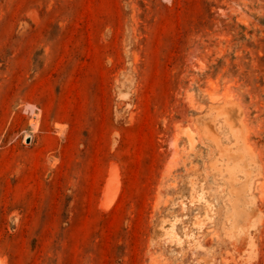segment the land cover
<instances>
[{"label": "rangeland", "instance_id": "374dc122", "mask_svg": "<svg viewBox=\"0 0 264 264\" xmlns=\"http://www.w3.org/2000/svg\"><path fill=\"white\" fill-rule=\"evenodd\" d=\"M0 264H264V0H0Z\"/></svg>", "mask_w": 264, "mask_h": 264}, {"label": "bare ground", "instance_id": "6f19581e", "mask_svg": "<svg viewBox=\"0 0 264 264\" xmlns=\"http://www.w3.org/2000/svg\"><path fill=\"white\" fill-rule=\"evenodd\" d=\"M226 112V111H225ZM225 114H227V113H220L219 114V116H218V119H220V118H222V117H225ZM217 119V120H218ZM229 119V118H228ZM228 121V120H227ZM229 124V123H228ZM241 134H243L242 132H240ZM204 134L208 137V139H211L212 137H210V135H209V131L208 130H204ZM234 137H235V142L239 145V143L240 142H242V140H243V137H244V135H243V137H241V136H238V134L236 135H234ZM213 139H211V141H212ZM217 140V139H216ZM215 141V140H214ZM194 142V139H191V141H190V144H191V146H193V143ZM213 142V141H212ZM243 143H246V139H245V141H243ZM216 144V143H215ZM217 144H219V143H217ZM247 148V147H246ZM245 148V155H248V153H250L247 149H249V148H247L246 149ZM223 166H225V170L222 172V176H227L228 178H230L231 179V176L233 177H236V178H239L238 180H240V178L241 177H245V175H244V173L241 171V170H238V169H235V167L233 168V167H231V166H229L228 164H223ZM117 170H115L114 172H116ZM116 173H118V171L116 172ZM240 173V174H239ZM118 176H116V178H117ZM115 178V181L116 182H118V180L119 179H116ZM229 180V179H228ZM231 182H232V180H230ZM119 183L120 182H118V183H116L117 185L115 186L116 188L114 189V193L115 192H117L118 191V189H119ZM229 185H230V183H229ZM112 199H110L109 200V198H108V200H106L105 202H104V206H105V208H107V207H110V206H112ZM196 204H199V206H206V215H205V219L206 220H208V221H211V223H213V217L210 215V213H212L213 212V206L212 205H210V203L208 202V200L204 197V196H198L197 197V199H195V200H193L192 201V203H191V205H196ZM187 208H188V206L186 205V207L185 206H183L182 207V209L185 211V210H187ZM214 213V212H213ZM196 219V222L193 224V227L192 228H199L200 230H202L203 229V227L205 226V224L203 223V221H201V218H200V216L199 215H197V217L195 218ZM177 222H179V221H177L176 220V222L174 221V223L172 222V227L173 228H175L176 227V225H177ZM171 228V227H170ZM173 230V229H172ZM175 230V229H174ZM173 230V231H174ZM188 230H190V228L188 227ZM176 232V231H175ZM166 233L167 234H169V236H166L165 235V237L167 238V237H169V238H171L170 236H175V234H170V233H168V230H166ZM172 233V232H171ZM173 236V237H174ZM168 238V239H169ZM176 238V236L174 237V238H171V239H175ZM191 238H193L192 236H191ZM196 239H198V238H196ZM196 245H197V247L199 246V242L197 241L196 242Z\"/></svg>", "mask_w": 264, "mask_h": 264}]
</instances>
